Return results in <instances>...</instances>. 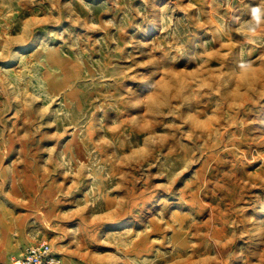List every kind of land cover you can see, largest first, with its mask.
I'll list each match as a JSON object with an SVG mask.
<instances>
[{
  "label": "rangeland",
  "instance_id": "obj_1",
  "mask_svg": "<svg viewBox=\"0 0 264 264\" xmlns=\"http://www.w3.org/2000/svg\"><path fill=\"white\" fill-rule=\"evenodd\" d=\"M263 212L264 0H0L1 262L264 264Z\"/></svg>",
  "mask_w": 264,
  "mask_h": 264
},
{
  "label": "built area",
  "instance_id": "obj_2",
  "mask_svg": "<svg viewBox=\"0 0 264 264\" xmlns=\"http://www.w3.org/2000/svg\"><path fill=\"white\" fill-rule=\"evenodd\" d=\"M0 264H63V257L48 242L28 248L22 256L12 257L8 263Z\"/></svg>",
  "mask_w": 264,
  "mask_h": 264
},
{
  "label": "bare ground",
  "instance_id": "obj_3",
  "mask_svg": "<svg viewBox=\"0 0 264 264\" xmlns=\"http://www.w3.org/2000/svg\"><path fill=\"white\" fill-rule=\"evenodd\" d=\"M149 87H150V81H149V82L147 83V85L144 87V93L148 91ZM263 214H264V212H263Z\"/></svg>",
  "mask_w": 264,
  "mask_h": 264
}]
</instances>
